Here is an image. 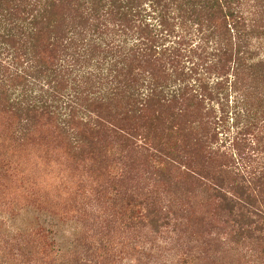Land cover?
Returning <instances> with one entry per match:
<instances>
[{"label":"trees","instance_id":"16d2710c","mask_svg":"<svg viewBox=\"0 0 264 264\" xmlns=\"http://www.w3.org/2000/svg\"><path fill=\"white\" fill-rule=\"evenodd\" d=\"M0 129L3 171L40 134L115 191L121 228L158 231L171 213L155 187L124 203L125 172L179 164L238 243H264V0H0ZM89 251L83 264L130 250Z\"/></svg>","mask_w":264,"mask_h":264},{"label":"rangeland","instance_id":"374dc122","mask_svg":"<svg viewBox=\"0 0 264 264\" xmlns=\"http://www.w3.org/2000/svg\"><path fill=\"white\" fill-rule=\"evenodd\" d=\"M54 147L38 134L23 149L5 155L11 170L0 168L2 264H83L95 239L129 249L122 264H264L258 233L246 245L238 243L228 214H208L205 196L186 194L179 164L164 177L133 164L116 183L124 203L155 187L157 207L171 211L158 231L149 226L129 230L115 221L129 214V209L115 208V191L88 165L74 163Z\"/></svg>","mask_w":264,"mask_h":264}]
</instances>
